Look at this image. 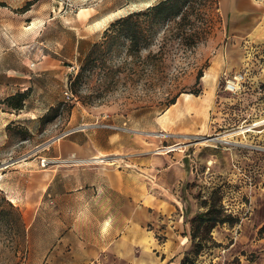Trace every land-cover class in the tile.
Instances as JSON below:
<instances>
[{"label": "rangeland", "instance_id": "374dc122", "mask_svg": "<svg viewBox=\"0 0 264 264\" xmlns=\"http://www.w3.org/2000/svg\"><path fill=\"white\" fill-rule=\"evenodd\" d=\"M160 1L0 0V264H104L68 254L96 232L66 227L64 169L129 159L181 169L168 177L196 234L181 264H241L239 240L264 237V45L225 64L219 0ZM102 130L128 148L60 152Z\"/></svg>", "mask_w": 264, "mask_h": 264}, {"label": "crops", "instance_id": "0c3cea01", "mask_svg": "<svg viewBox=\"0 0 264 264\" xmlns=\"http://www.w3.org/2000/svg\"><path fill=\"white\" fill-rule=\"evenodd\" d=\"M219 5L227 39L221 53L225 64L234 55L238 42L264 45V0H219ZM47 59L44 56L42 62ZM219 60V57L212 60V69H217ZM116 139L114 133L103 130L74 131L60 140V152L64 156H106L128 148ZM161 158L153 160L155 165L141 158L125 160L118 167L97 164L64 169V216L77 215L76 222H69L66 227L70 231L92 229L96 232L93 242L79 241L70 246L68 254L74 255L76 262L182 263L192 245L191 228L174 190L176 184L168 177L170 173L180 176L181 169L177 166L174 170L172 164L159 166L156 162ZM70 200L76 201V205ZM263 225L264 221L256 229ZM239 243L245 251L240 257L241 264H264L262 235L252 241L242 237ZM258 250L260 257L252 263L247 255Z\"/></svg>", "mask_w": 264, "mask_h": 264}, {"label": "trees", "instance_id": "16d2710c", "mask_svg": "<svg viewBox=\"0 0 264 264\" xmlns=\"http://www.w3.org/2000/svg\"><path fill=\"white\" fill-rule=\"evenodd\" d=\"M177 3H178V0H163V1H160L157 5H155L153 7L158 9V10H162V11H170L173 8H175ZM0 5H3V3L0 2ZM13 97L19 99V102L17 104L19 106L22 104V100L25 97V94L24 93H18V94L13 95ZM201 218H202V221L215 220V218L208 216V214H202ZM221 221H223V220H221ZM263 231H264V225L260 228V232L262 233ZM192 237L195 240L196 234L193 233ZM235 264H239V263H235Z\"/></svg>", "mask_w": 264, "mask_h": 264}, {"label": "built area", "instance_id": "2783aa9c", "mask_svg": "<svg viewBox=\"0 0 264 264\" xmlns=\"http://www.w3.org/2000/svg\"><path fill=\"white\" fill-rule=\"evenodd\" d=\"M243 76L240 74V75H235V79H241ZM68 92H66V94H67ZM103 126H105V127H113V125L112 124H109V123H105V124H103ZM72 132H74V131H72ZM72 132H70V133H72Z\"/></svg>", "mask_w": 264, "mask_h": 264}, {"label": "bare ground", "instance_id": "6f19581e", "mask_svg": "<svg viewBox=\"0 0 264 264\" xmlns=\"http://www.w3.org/2000/svg\"><path fill=\"white\" fill-rule=\"evenodd\" d=\"M247 129H251L250 127L249 128H247ZM171 149H173V148H171ZM168 150V149H167ZM163 152V151H162ZM86 159H80V160H78V161H85ZM90 160V159H89ZM94 160H99V161H103L104 159L103 158H95ZM45 161V160H44ZM60 162H61V160H60ZM64 162V161H63ZM66 162H68V161H66ZM47 163V162H46Z\"/></svg>", "mask_w": 264, "mask_h": 264}]
</instances>
